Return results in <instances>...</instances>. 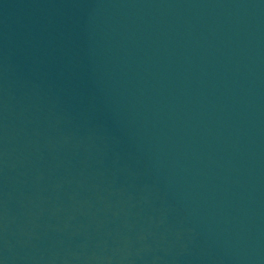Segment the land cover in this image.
<instances>
[{
    "label": "water",
    "instance_id": "95a60500",
    "mask_svg": "<svg viewBox=\"0 0 264 264\" xmlns=\"http://www.w3.org/2000/svg\"><path fill=\"white\" fill-rule=\"evenodd\" d=\"M0 264H264V0H0Z\"/></svg>",
    "mask_w": 264,
    "mask_h": 264
}]
</instances>
